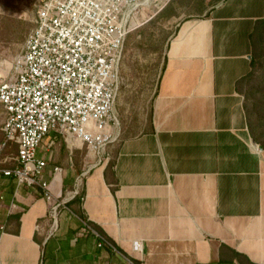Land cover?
<instances>
[{"label":"crops","instance_id":"crops-1","mask_svg":"<svg viewBox=\"0 0 264 264\" xmlns=\"http://www.w3.org/2000/svg\"><path fill=\"white\" fill-rule=\"evenodd\" d=\"M196 6L159 48L142 33L130 56L128 35L117 142L97 156L43 141L52 200L4 175L16 166V151H4L0 264H264V150L239 90L264 0ZM5 117L0 103V147Z\"/></svg>","mask_w":264,"mask_h":264},{"label":"built area","instance_id":"built-area-1","mask_svg":"<svg viewBox=\"0 0 264 264\" xmlns=\"http://www.w3.org/2000/svg\"><path fill=\"white\" fill-rule=\"evenodd\" d=\"M169 2L33 0L34 27L14 60L12 75L0 68V103L6 113L0 162L8 146L16 148L7 157L16 166L3 170L4 175L14 176L18 187H39L52 200L48 163L37 155L48 136L61 138L70 152L80 144L97 156L118 141L114 108L126 39ZM52 170L63 171L58 166ZM54 201L56 217L62 202ZM84 225L85 231L92 230L89 222ZM93 232L99 246L108 243ZM133 248L140 252L141 243L135 241Z\"/></svg>","mask_w":264,"mask_h":264},{"label":"rangeland","instance_id":"rangeland-1","mask_svg":"<svg viewBox=\"0 0 264 264\" xmlns=\"http://www.w3.org/2000/svg\"><path fill=\"white\" fill-rule=\"evenodd\" d=\"M199 2H201V0H170L162 12L150 18L144 25L130 33L129 36L133 37L132 40H127L126 49L128 44V49L130 51H135L137 49V42H140V38H142L138 35L142 33H144L145 38L155 40L150 41L149 44L151 47H148L150 50H152L153 47L159 48L163 40L169 38L176 30L178 27L177 24L182 19H185L189 15L198 14L197 12L200 8L196 7V4H199ZM32 4L33 0H0V68L5 72H10L11 75V67L14 60L22 53L27 36L33 27V20L36 12ZM152 10L155 12L157 8L153 6ZM20 29L21 34L23 33L21 36L22 38L20 35L18 36V31ZM257 37L258 34L255 35V38ZM143 41L144 40L141 39V42ZM129 55H132V51ZM255 86L257 87L253 93L252 101L258 102L259 106L262 108V123L258 129V136L261 138V142H256L261 146V144H264V69L259 81L255 83ZM244 91H249L246 82Z\"/></svg>","mask_w":264,"mask_h":264},{"label":"trees","instance_id":"trees-1","mask_svg":"<svg viewBox=\"0 0 264 264\" xmlns=\"http://www.w3.org/2000/svg\"><path fill=\"white\" fill-rule=\"evenodd\" d=\"M203 1L204 0H201V2H199V4L197 3L196 5L203 4ZM165 11H166V9H165ZM33 27H34V24H33ZM256 34H258L257 38H255ZM19 35H20V37L23 35V33L21 34V29L18 31V36ZM251 40H252L251 71L249 72V74L246 77H244L240 81L239 90L244 95V105H245V110H246V114H247L250 133H251L254 141L257 143L258 142L260 143L261 138L258 136V129L262 123V118H261L262 108L259 106L258 102H254L252 100H253V93L255 92L256 87H257V86H255V83H257L259 81L261 74L263 73V69H264V48H263L264 47L263 46V43H264V19L257 22L255 30L251 36ZM245 82H246V85L248 84V88H249L248 92L244 91ZM260 147L262 150H264V144H261ZM10 151H16V148L14 146H12V148L10 150L7 149V151H5V154H8ZM112 164L113 163L111 161L109 163V166H112ZM89 224L91 225V223H89ZM94 227L98 232H100V230H98V228L96 226H94ZM100 233L103 234L102 232H100Z\"/></svg>","mask_w":264,"mask_h":264}]
</instances>
